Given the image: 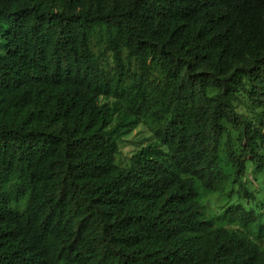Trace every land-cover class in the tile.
I'll use <instances>...</instances> for the list:
<instances>
[{
    "label": "trees",
    "instance_id": "16d2710c",
    "mask_svg": "<svg viewBox=\"0 0 264 264\" xmlns=\"http://www.w3.org/2000/svg\"><path fill=\"white\" fill-rule=\"evenodd\" d=\"M94 26L113 34L112 90ZM0 47V264H264L202 216L196 188L222 177L223 123L242 149L228 150L234 181L264 169V121L231 102L264 110V0H0ZM120 47L166 83L168 120L129 170L116 142L138 118L115 123L117 105L100 103L123 78Z\"/></svg>",
    "mask_w": 264,
    "mask_h": 264
},
{
    "label": "rangeland",
    "instance_id": "374dc122",
    "mask_svg": "<svg viewBox=\"0 0 264 264\" xmlns=\"http://www.w3.org/2000/svg\"><path fill=\"white\" fill-rule=\"evenodd\" d=\"M109 35L103 27H92L89 30V47L99 68L108 76L111 90L116 72ZM0 52L2 49L0 47ZM123 61V78L116 91H111L100 103L111 107L117 105L113 115L115 123L120 118H138V124L126 133L121 131L117 138V154L114 164L119 169L132 167L131 157L142 147L155 141V133L168 116L161 115L158 108L161 105L162 93L165 88L163 74L157 69L148 68L142 71L139 61L130 57L126 50L120 47ZM141 79L140 91L135 86ZM243 83L247 87L245 80ZM142 92V96H141ZM216 91L211 89L208 96ZM232 104L238 114L250 120L254 127H259V120L264 121V110L254 107L242 94L232 98ZM139 107L144 110L139 111ZM226 133L223 134L219 150V168L222 177L213 191L204 190L198 182V204L202 216L211 221L215 228H224L228 232L248 240L259 249H264V169L245 164L244 175L234 181V169L228 159V150L241 155L242 149L237 142L238 133L226 123H223ZM257 154L264 157V145L258 143ZM14 181L8 186L14 192ZM25 203L12 204L15 210H22Z\"/></svg>",
    "mask_w": 264,
    "mask_h": 264
}]
</instances>
